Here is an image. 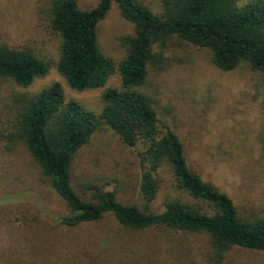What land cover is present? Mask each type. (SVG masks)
Returning a JSON list of instances; mask_svg holds the SVG:
<instances>
[{
  "label": "rangeland",
  "instance_id": "obj_1",
  "mask_svg": "<svg viewBox=\"0 0 264 264\" xmlns=\"http://www.w3.org/2000/svg\"><path fill=\"white\" fill-rule=\"evenodd\" d=\"M54 1L0 0V42L30 49L51 64L48 74L36 78L27 87L0 76V264H10L4 255L13 256L18 249L21 253L22 247L31 249L38 244L29 243L27 247L19 235L18 219L46 225L45 229L37 231L44 233H33L41 240L47 239L48 234L70 238L72 242L63 248L42 252L47 255L48 260L44 259L47 261L264 264L263 250L238 245L228 249L218 261L206 232L166 226L135 229L122 225L111 214L70 230L54 222L69 213L68 207L22 146L12 152L6 150L10 145L4 138V133L8 132L7 117H10L8 106L21 94H35L59 81L68 99H76L99 112L105 89L121 86L118 71L105 86L82 91L69 86L60 75L57 62L61 37L51 27ZM76 1L82 9H92L99 3V0ZM140 1L156 13L163 10V0ZM133 33L134 24L125 19L118 4L113 3L98 25L101 49L120 62L127 54L125 39ZM155 51L160 60L151 63L140 90L155 101L160 124L169 126L179 135L191 169L228 194L240 214L249 218L264 217V73L248 61L240 62L233 70L220 69L213 63L208 48L196 46L177 35L170 36L165 45H155ZM5 152L10 153L6 160ZM143 170L138 151L124 144L113 129L106 127L95 132L77 153L73 165L74 185L81 190L89 185L113 189L121 201L144 208L147 203L140 190ZM159 178V191L149 204L151 211H163L175 197L195 202L186 191L175 186L169 166L163 167ZM52 226L60 228L53 232ZM45 246L48 247V243ZM13 248L14 252L8 251Z\"/></svg>",
  "mask_w": 264,
  "mask_h": 264
},
{
  "label": "trees",
  "instance_id": "obj_2",
  "mask_svg": "<svg viewBox=\"0 0 264 264\" xmlns=\"http://www.w3.org/2000/svg\"><path fill=\"white\" fill-rule=\"evenodd\" d=\"M113 3L134 24L133 35L125 39L127 54L120 62L103 52L98 38L99 22ZM162 3V12L156 13L140 0H99L92 9L80 8L76 0H55L51 27L61 37L57 62L60 75L69 86L82 91L105 86L118 71L121 86L105 89L99 112L76 99H68L59 81L35 94L19 95L8 106L10 117L4 138L10 145L6 150L12 152L22 146L36 162L68 207L69 213L54 221L68 230L111 214L122 225L135 229L166 226L206 232L218 261L234 245L264 251V217L243 216L228 194L191 169L183 141L172 128L160 124L155 101L140 90L151 63L160 60L155 45H165L172 35L208 48L213 63L220 69L233 70L240 62L248 61L264 73V0H163ZM50 69L51 64L30 49L0 42L1 77L27 87ZM106 127L138 151L144 167L140 185L147 203L144 208L121 201L113 189L89 185L81 190L74 185L77 153L95 132ZM8 152L3 155L5 160L9 158ZM164 166L171 168L175 186L186 191L195 202L175 197L163 211L150 210ZM16 222L27 247L29 243L38 244L31 249L22 247L21 253L19 249L16 252L9 249L13 256H4L10 264H67L47 261L42 252L63 248L70 238L48 234L47 239L41 240L33 233H44L37 231L46 225L24 223L21 219ZM60 226H52L50 230L54 232Z\"/></svg>",
  "mask_w": 264,
  "mask_h": 264
}]
</instances>
